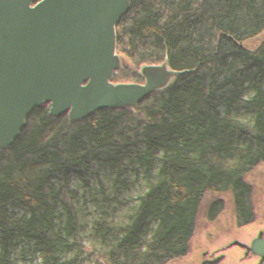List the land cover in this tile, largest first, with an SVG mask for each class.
<instances>
[{
  "label": "rangeland",
  "instance_id": "374dc122",
  "mask_svg": "<svg viewBox=\"0 0 264 264\" xmlns=\"http://www.w3.org/2000/svg\"><path fill=\"white\" fill-rule=\"evenodd\" d=\"M17 1L0 0V20ZM177 1L166 0L149 22L132 11L138 0H47L41 16L46 26L52 19V31L69 35L75 45L116 49L126 81L118 94L127 102H141L125 125L121 117H111L103 130L91 132L76 121L62 136L47 138L45 124L59 107L63 78L52 85L41 103L40 122L29 133L24 128L34 114L33 85H13V110L0 116V153L30 151L49 185L25 194L9 181V172L0 173V243L17 264H40L43 250L52 251L50 246L61 241L72 249H92L93 259L110 242L111 264H192V224L183 218L185 169L202 174L211 169L215 150L225 155L235 166L230 177L241 209L247 208L246 196L264 182V160L253 135L261 120L237 129L212 119L213 112L219 115L212 87L223 70L247 65L264 71V29L252 2L227 0L178 54L183 28L170 6ZM100 5L112 13L94 17L93 8ZM125 6L129 17L118 12ZM174 21L169 53L150 66L146 54L156 57L145 29L167 28ZM255 210L259 215L260 207ZM47 217L55 218L59 232L43 229ZM144 225L153 227L142 240L137 231Z\"/></svg>",
  "mask_w": 264,
  "mask_h": 264
},
{
  "label": "trees",
  "instance_id": "16d2710c",
  "mask_svg": "<svg viewBox=\"0 0 264 264\" xmlns=\"http://www.w3.org/2000/svg\"><path fill=\"white\" fill-rule=\"evenodd\" d=\"M165 1L138 0L132 11L138 12L150 22L156 17L157 10L166 5ZM46 2L47 0H18L3 13L0 20V116L13 110V98L9 95L13 85L30 81L34 93L31 113L34 114H30L24 128L25 133H29L40 122L41 103L55 81L62 77L64 83L60 90L59 107L45 124L47 138L62 136L70 131L76 121L89 127L91 132L103 130L111 117H121L125 125L141 101L134 99L127 102L125 96L118 94L126 84L122 77L125 63L121 55L111 47H98L89 42L75 45L70 42L69 35L57 36L52 31L55 29V22L48 20L49 26H46L41 17ZM226 2L227 0H187L185 3L178 0L170 4L175 12L174 18L180 16L183 28L178 54L198 33L205 20L220 11ZM251 2L254 14L264 29V0ZM118 9L124 17H129L132 13L128 6ZM98 12L103 15L112 13L103 5L94 7L92 15L95 17ZM174 23L175 21L167 28L151 26L150 29H145L152 54L156 57L147 58L146 54L145 58L150 66L156 63L158 57L169 53L173 41V31L169 27H173ZM212 119L218 122L219 119L224 120L214 112ZM259 124L253 132L254 147L264 160V117ZM246 126L248 125L235 127L241 129ZM219 133L216 128L214 134L217 136ZM215 151L210 158L211 169L202 174H196L191 169L184 171L188 179L182 181L183 200L186 203L183 218L192 224V264H264V219L260 218L264 217V182H259L254 194L246 196L248 201L244 204L247 208L241 209L234 202L237 199L234 193L235 182L232 183L230 177L235 166L231 161L228 163L225 160V155L215 154ZM6 152L3 149L0 153V173L9 172V181L15 188L25 194H30L41 184L42 188H49L44 183L43 173L46 172L35 169L30 151ZM192 192H195V196ZM255 205L260 207L259 215ZM55 222V218L47 217L43 223L48 229L44 225L43 229L53 234L59 232ZM125 222V219L121 221L125 226L121 227L123 231L127 228ZM152 227L144 225L138 229L142 240L145 232ZM55 240L58 242L57 237ZM56 245L50 246L52 251L43 250L40 264H111L110 242L94 259L91 256L94 254L92 249L77 246L72 249L62 241ZM50 252L54 253L49 256ZM0 264H17L1 243Z\"/></svg>",
  "mask_w": 264,
  "mask_h": 264
},
{
  "label": "water",
  "instance_id": "95a60500",
  "mask_svg": "<svg viewBox=\"0 0 264 264\" xmlns=\"http://www.w3.org/2000/svg\"><path fill=\"white\" fill-rule=\"evenodd\" d=\"M216 110L225 121L243 126L264 117V71L247 65L223 70L212 87Z\"/></svg>",
  "mask_w": 264,
  "mask_h": 264
}]
</instances>
